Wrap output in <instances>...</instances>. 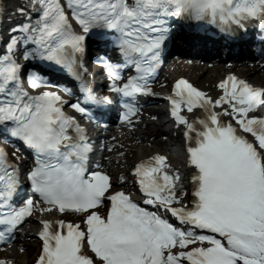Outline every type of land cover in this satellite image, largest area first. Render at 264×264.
<instances>
[{
  "label": "snow or ice",
  "instance_id": "6c2138e0",
  "mask_svg": "<svg viewBox=\"0 0 264 264\" xmlns=\"http://www.w3.org/2000/svg\"><path fill=\"white\" fill-rule=\"evenodd\" d=\"M176 25L226 53L251 45L264 69V0L0 4V264H18L8 251L27 253V239V264H264V82L229 71L210 87L180 76L155 91ZM145 97L167 101L179 162L154 147L113 164L106 140L94 160L90 125L107 130L115 106L131 135Z\"/></svg>",
  "mask_w": 264,
  "mask_h": 264
},
{
  "label": "bare ground",
  "instance_id": "6f19581e",
  "mask_svg": "<svg viewBox=\"0 0 264 264\" xmlns=\"http://www.w3.org/2000/svg\"><path fill=\"white\" fill-rule=\"evenodd\" d=\"M214 69H208L207 67H197V66H191L186 67V70L183 74H180L178 72V69H175V72L173 73V77L178 76H185L188 74L192 78V80L204 87H210L212 84L215 83L216 80L221 78L225 73L231 71L235 72L239 76L243 77H251L254 76V74L257 73L259 65L255 64L253 65V68H250L249 65H238L235 62L232 63V65H227L220 60L219 62H214ZM151 115H162V110L160 108H157L154 111H148ZM167 121L162 120L161 122H150V120H147L145 122V125L148 127L147 130H149V133L143 132V131H134L131 132V135L128 134L127 129L123 130L124 135H121V133L115 132L113 133V136L116 138L115 141L112 143L116 145V151L112 154L113 155V164L117 160H120L121 163H123L124 158L119 157L117 158V152H126L127 153V160L130 163L132 160L139 156H143L151 151L154 150V147H159L163 151H168L172 154L174 162L178 163V153L176 150H170V147L167 146V144L160 141L158 138L161 136H164V133H162L161 129L163 127H167ZM119 135L121 137L119 138ZM112 136V137H113ZM154 138V139H153ZM151 139V147H145L144 143H148ZM140 140L142 142L141 145L136 146L135 142ZM174 142H177V138H173ZM121 145L123 147H121ZM124 169H119V171H123ZM26 232V231H25ZM27 233V232H26ZM26 247L28 248V252L25 253L22 256H19L17 254L13 255L8 253L11 256H14L18 262H27L30 257L33 256V253L35 252L36 246L34 243H26Z\"/></svg>",
  "mask_w": 264,
  "mask_h": 264
}]
</instances>
